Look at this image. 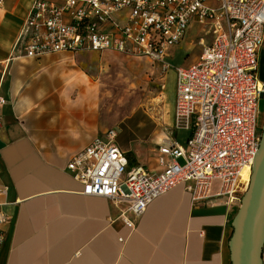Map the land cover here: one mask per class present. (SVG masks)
I'll use <instances>...</instances> for the list:
<instances>
[{"label": "crops", "instance_id": "crops-1", "mask_svg": "<svg viewBox=\"0 0 264 264\" xmlns=\"http://www.w3.org/2000/svg\"><path fill=\"white\" fill-rule=\"evenodd\" d=\"M34 1L0 0V97L4 99L0 103V189L7 188L0 195V213L11 216L2 225L6 237L0 264H231L237 204L192 199L181 184L155 199L130 231L120 216V206L101 196L82 195V185L67 168L73 155L116 128L129 168L143 165L153 173L164 169L158 160L160 144L172 131L183 144L190 135L185 128L174 129L175 67L184 65L172 63L173 56L184 52L183 42L192 27L202 25L192 21L185 39L171 49L167 60L173 70L164 71L146 57L121 54L146 60L159 70L165 104L161 115H130L135 128L112 127L116 124H108L94 90L72 81L79 69L66 63L59 72L60 64H54L96 51L12 57ZM201 38L206 43L214 39L206 32ZM260 51L259 79L264 83V46ZM34 59L52 62L43 72L58 75L57 87L41 86L35 75L23 69V63L29 65ZM41 94H45L43 99ZM219 187L220 181H215L210 194ZM120 236L125 239L119 240ZM262 255L264 264V247Z\"/></svg>", "mask_w": 264, "mask_h": 264}, {"label": "built area", "instance_id": "built-area-1", "mask_svg": "<svg viewBox=\"0 0 264 264\" xmlns=\"http://www.w3.org/2000/svg\"><path fill=\"white\" fill-rule=\"evenodd\" d=\"M194 20L214 39H200L198 61L175 67L174 129L185 128L190 135L183 144L172 131L160 144L164 169L129 168L116 128L67 163L81 194L113 200L130 231L155 199L181 184L192 199L240 205L239 176L253 168L264 129L259 79L264 0H35L15 42L12 57L112 50L146 57L168 71L171 49L185 39ZM215 181L220 187L212 195ZM6 192L0 189V195ZM10 217L0 213V251L6 237L2 225Z\"/></svg>", "mask_w": 264, "mask_h": 264}, {"label": "rangeland", "instance_id": "rangeland-1", "mask_svg": "<svg viewBox=\"0 0 264 264\" xmlns=\"http://www.w3.org/2000/svg\"><path fill=\"white\" fill-rule=\"evenodd\" d=\"M206 29L204 25L192 27L190 34L183 42L184 52L181 55L173 56L172 63L188 66L196 56H200L202 47L199 45V38L204 36ZM51 63H40L38 59H34L29 65L26 63L22 65L25 71L36 76L41 86L52 85L54 88L60 84L58 75L54 77V73H45L44 70V66L51 65ZM66 63L70 68L79 69L76 71L77 76L75 75L72 81L78 85H88L89 88H92L90 90H94L95 98L105 108L108 124L109 122L116 124L112 127H123L127 124L135 128V120L129 117L136 112H148L151 116L163 113L165 103L161 97L163 87L161 86V75L159 70L150 67L151 64L148 61L125 58V56L110 50L82 53L74 59H62L54 64L55 66L60 64L59 72H61L63 66L66 67ZM47 74L52 76L51 80L47 78ZM44 96L45 94L40 95L42 99ZM111 107H114L112 113L109 111ZM260 107L263 111L264 99L261 100Z\"/></svg>", "mask_w": 264, "mask_h": 264}, {"label": "water", "instance_id": "water-1", "mask_svg": "<svg viewBox=\"0 0 264 264\" xmlns=\"http://www.w3.org/2000/svg\"><path fill=\"white\" fill-rule=\"evenodd\" d=\"M255 156L251 182L233 218L231 264H263L264 247V129Z\"/></svg>", "mask_w": 264, "mask_h": 264}, {"label": "bare ground", "instance_id": "bare-ground-1", "mask_svg": "<svg viewBox=\"0 0 264 264\" xmlns=\"http://www.w3.org/2000/svg\"><path fill=\"white\" fill-rule=\"evenodd\" d=\"M251 174H252L251 166H248L241 171L239 176L240 179L237 184V189L239 190V192L245 193L248 190L252 178Z\"/></svg>", "mask_w": 264, "mask_h": 264}]
</instances>
